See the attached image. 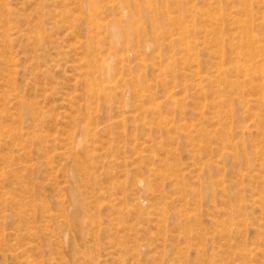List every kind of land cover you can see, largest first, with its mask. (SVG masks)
Here are the masks:
<instances>
[{
  "label": "rangeland",
  "instance_id": "374dc122",
  "mask_svg": "<svg viewBox=\"0 0 264 264\" xmlns=\"http://www.w3.org/2000/svg\"><path fill=\"white\" fill-rule=\"evenodd\" d=\"M0 264H264V0H0Z\"/></svg>",
  "mask_w": 264,
  "mask_h": 264
},
{
  "label": "bare ground",
  "instance_id": "6f19581e",
  "mask_svg": "<svg viewBox=\"0 0 264 264\" xmlns=\"http://www.w3.org/2000/svg\"><path fill=\"white\" fill-rule=\"evenodd\" d=\"M116 35L118 36V33H116Z\"/></svg>",
  "mask_w": 264,
  "mask_h": 264
}]
</instances>
